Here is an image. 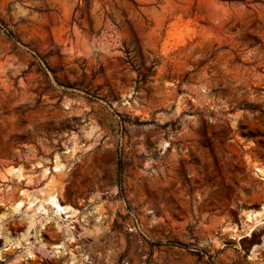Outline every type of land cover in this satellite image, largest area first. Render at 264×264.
<instances>
[{
    "label": "rangeland",
    "instance_id": "374dc122",
    "mask_svg": "<svg viewBox=\"0 0 264 264\" xmlns=\"http://www.w3.org/2000/svg\"><path fill=\"white\" fill-rule=\"evenodd\" d=\"M263 204L264 0H0V264H264Z\"/></svg>",
    "mask_w": 264,
    "mask_h": 264
},
{
    "label": "bare ground",
    "instance_id": "6f19581e",
    "mask_svg": "<svg viewBox=\"0 0 264 264\" xmlns=\"http://www.w3.org/2000/svg\"><path fill=\"white\" fill-rule=\"evenodd\" d=\"M54 161L56 162V165L54 166L53 170L61 171L63 169V167H65V166H63L62 163L58 162L57 155H55ZM36 164H37V166H41L39 164V162H36ZM256 170L262 171V169L258 168V167L256 168ZM23 171H24V167L22 166V164H18L17 166L10 165L7 168V172L9 173L11 178L14 177V179L16 181L23 178V174H22ZM41 173H42V175H45L46 173H49V170H47L45 167ZM42 190H43V188H40L37 190V192H42ZM27 196H28V194H27ZM57 197L58 196L56 194H54V191L47 194V196L43 200H41L40 198L38 199V197L36 198L35 195H29V197L26 198L25 200L19 199V200L14 201L11 206H12L13 211L26 215V217L28 218L26 220H28V222H29V227L34 226L33 224L36 222V221L34 222V217L36 214L40 213V214H45L47 216L48 211H47V208L45 207L46 204L44 205V202H46L49 205V207H50V209L54 215H59V216L64 215L63 217H65V218L73 216L75 209L72 208L71 206H69L68 204L60 203V201ZM263 212H264V204L261 207V210H259V211L257 210V212L255 214L260 216V214H262ZM247 217H249V215ZM42 218H46V217L42 216ZM46 220H47V218H46ZM41 222H42V220H41ZM44 222L46 223V221H44ZM72 228H73L72 225L68 226V228H67V231L69 234L68 239L70 241L74 240V233L72 231Z\"/></svg>",
    "mask_w": 264,
    "mask_h": 264
}]
</instances>
